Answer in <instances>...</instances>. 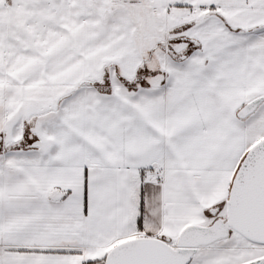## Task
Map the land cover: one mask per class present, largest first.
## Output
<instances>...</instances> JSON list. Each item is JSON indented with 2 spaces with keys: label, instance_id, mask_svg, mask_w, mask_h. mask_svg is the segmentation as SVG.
<instances>
[{
  "label": "snow or ice",
  "instance_id": "6c2138e0",
  "mask_svg": "<svg viewBox=\"0 0 264 264\" xmlns=\"http://www.w3.org/2000/svg\"><path fill=\"white\" fill-rule=\"evenodd\" d=\"M0 264H264V0H0Z\"/></svg>",
  "mask_w": 264,
  "mask_h": 264
}]
</instances>
